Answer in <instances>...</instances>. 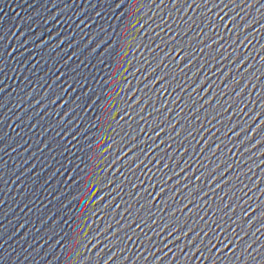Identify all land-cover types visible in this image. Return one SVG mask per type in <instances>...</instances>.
<instances>
[{"label":"water","instance_id":"95a60500","mask_svg":"<svg viewBox=\"0 0 264 264\" xmlns=\"http://www.w3.org/2000/svg\"><path fill=\"white\" fill-rule=\"evenodd\" d=\"M0 264H264V0H0Z\"/></svg>","mask_w":264,"mask_h":264},{"label":"snow or ice","instance_id":"6c2138e0","mask_svg":"<svg viewBox=\"0 0 264 264\" xmlns=\"http://www.w3.org/2000/svg\"><path fill=\"white\" fill-rule=\"evenodd\" d=\"M136 2L138 3L139 0H136ZM194 2L199 3V0H194ZM212 2H214V0H212ZM133 6L135 5L133 4ZM118 7H124V5L118 4ZM225 7H227V5H225ZM134 15L135 13L133 12L131 16H125L123 18H119L121 25L125 24L126 21L131 20L132 16ZM138 22L139 21H137L136 23ZM134 28H135V24L132 25L131 29H125V31L131 32L132 29ZM110 35L116 37V39L111 40V42L107 45V48L105 49V51H107L108 48H112L113 52L116 55H119L122 48H124L125 46L124 41L125 39H127V37L125 36L123 37V39H121V36L119 35V32L117 31L114 33H110ZM135 39L136 37L133 36L132 40L134 41ZM118 44H119V47H117ZM113 45H115L114 48H113ZM131 46L135 47V44L133 43ZM121 59H123V57H121ZM119 70H120L119 67L115 68V72H118ZM107 83L108 82L105 80L104 84L107 85ZM106 91H107L106 87L99 89L97 92H94L92 96L89 97V100H92L93 97L100 95L101 92L104 93ZM104 101H105V98H100L99 100L95 101L94 110L98 114H100L102 118L94 121L93 126L89 128V132L85 135L84 140L87 146L85 147L84 144L81 145L82 158L80 159V167L75 170L76 176L74 177V180H76L77 176L80 177L81 173H83V179L80 180V183L83 185V188L87 190V192L92 191V188L88 187V185L90 184V182L93 181L94 177H96V179H95V183L92 184V187L99 188L98 186L105 182L103 176L100 175V172L103 171V169L100 167V163L103 162V153H101L99 157L96 156V153L100 151V148L105 143V141L102 139L101 141L103 142H100V144H96V138L94 136L90 142L87 140L88 135H91L93 130L95 132H99L101 128L105 126L106 122H107V127L110 128L112 125V122L115 121V115L113 114V109L111 107H109L108 105H105L104 108L101 109V105L104 104ZM118 126L119 125H117V127ZM105 151H107V149H105ZM89 157H91V159H89ZM98 169L100 171H98ZM84 198H87V196H85ZM84 198H81L80 200L75 202L77 207H79V205L84 203ZM82 215L83 213H81V216ZM76 223H77V218L73 216V218L71 219V222L68 224V227L71 229V235L66 234L64 237V244L69 245L73 251L75 250L76 247L81 246V242H82V240L78 239L81 236L80 232L77 231L76 227H73L74 225H76ZM224 230L227 231V229H224ZM83 237H84L83 240L87 239V233H84ZM73 240H75V243H73ZM209 245L211 247H215V245H213L211 241H209ZM84 246L86 247V245Z\"/></svg>","mask_w":264,"mask_h":264}]
</instances>
